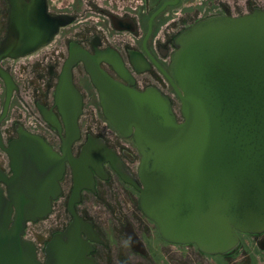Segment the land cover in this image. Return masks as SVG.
Here are the masks:
<instances>
[{
	"label": "water",
	"instance_id": "water-1",
	"mask_svg": "<svg viewBox=\"0 0 264 264\" xmlns=\"http://www.w3.org/2000/svg\"><path fill=\"white\" fill-rule=\"evenodd\" d=\"M8 1L0 59L49 43L70 21L51 15L47 0ZM177 3L165 1L151 16L150 30L153 19ZM175 44L168 77L182 120L159 89L139 90L89 70L108 120L132 135L140 151L144 213L168 240L225 253L239 244V232H264V8L200 19L180 31ZM77 57L67 61L62 79L74 91ZM0 74L7 80L4 117L13 88L1 68ZM80 104L78 98L75 115L65 118L68 128L78 127ZM4 149L11 174L0 168V264H42L25 231L29 221L50 213L66 158L27 130ZM76 228L53 236L60 249L46 264H96Z\"/></svg>",
	"mask_w": 264,
	"mask_h": 264
},
{
	"label": "flooded vegetation",
	"instance_id": "flooded-vegetation-1",
	"mask_svg": "<svg viewBox=\"0 0 264 264\" xmlns=\"http://www.w3.org/2000/svg\"><path fill=\"white\" fill-rule=\"evenodd\" d=\"M165 1L145 0L127 6L113 1L112 7H107L93 1L72 0L60 5L47 0L51 15H63L70 21L60 26L49 43L22 56L0 59V68L13 88L2 117L7 80L0 74V168L11 174L10 156L4 147L20 137V130L42 136L66 158L51 211L38 219L54 215L55 223L51 234L42 236L38 244L34 242L42 264L56 257V249H60L52 244L53 236L71 227L80 231L96 264H231L229 257L240 250V255H245L247 244L264 258V232H239L240 242L234 249L208 253L195 243L164 238L141 207L140 151L132 135L122 133L108 120L100 88L89 69L99 79L110 77L139 90L155 87L170 98L176 112L175 100H181L168 77L177 48L175 36L205 17L246 13H234L235 0H203L207 12L174 36L163 37L158 31V22L166 17L162 14L183 0L160 12L150 30L151 16ZM4 3L7 17H0V44L8 31L10 3ZM255 7L260 6L250 11ZM72 56H78L71 68L75 91L62 86L65 65ZM78 98V127L68 128L65 118L75 115ZM63 241L69 239L65 236Z\"/></svg>",
	"mask_w": 264,
	"mask_h": 264
},
{
	"label": "rangeland",
	"instance_id": "rangeland-1",
	"mask_svg": "<svg viewBox=\"0 0 264 264\" xmlns=\"http://www.w3.org/2000/svg\"><path fill=\"white\" fill-rule=\"evenodd\" d=\"M52 2L58 3L60 5L69 4L72 0H51ZM93 1L96 3L104 4L107 7H112L113 1L121 4H134L133 2H142L145 0H84ZM161 1V0H159ZM222 1H234V0H222ZM234 3V13L241 14L247 11H250L255 5H258L264 8V0H235ZM161 3V2H160ZM86 5V4H85ZM93 5V4H91ZM208 5L204 4L203 0H183L177 6H170L166 9V11L162 14V16H166L162 20L158 22V31L160 36H169L172 37L176 33L180 31V29L184 28L189 23H192L197 18L201 17L205 12L208 11ZM118 9L123 12L126 11L122 9V7H118ZM7 5L4 3V0H0V17H7ZM98 17L95 15L94 20H97ZM2 99V93L0 89V101ZM4 99V98H3ZM181 103L178 100H175V109L179 116V120H182L183 117L180 112ZM17 108V107H15ZM7 162L5 166H7ZM54 215H51L46 220H37V221H29L27 224L25 237L32 240L36 244L39 243L41 237L44 238L52 233V229L55 227V223H53ZM248 242V240H246ZM246 242V244H247ZM247 251L245 255H240L241 251L235 253L231 257H229L231 264H249L252 262L253 264H264V258H261L260 255L254 253V250L251 249V245H246ZM249 258V259H248ZM230 264V263H228Z\"/></svg>",
	"mask_w": 264,
	"mask_h": 264
}]
</instances>
